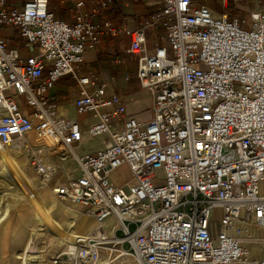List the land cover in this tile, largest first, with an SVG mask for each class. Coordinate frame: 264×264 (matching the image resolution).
I'll list each match as a JSON object with an SVG mask.
<instances>
[{"label":"built area","instance_id":"built-area-1","mask_svg":"<svg viewBox=\"0 0 264 264\" xmlns=\"http://www.w3.org/2000/svg\"><path fill=\"white\" fill-rule=\"evenodd\" d=\"M72 1L69 23L50 0H0V30L17 28L32 52L0 34V150L22 154L38 190L98 225L44 263L264 264L247 245L252 223L264 226V0L248 18L198 0H154L159 8L135 28L95 22L114 0ZM157 25L165 32L149 50ZM104 34L130 38L149 121L126 116L104 78L80 70ZM67 75L81 120L61 113L66 95L51 94ZM97 139L103 147L82 151ZM122 166L127 181L115 178Z\"/></svg>","mask_w":264,"mask_h":264},{"label":"crops","instance_id":"crops-1","mask_svg":"<svg viewBox=\"0 0 264 264\" xmlns=\"http://www.w3.org/2000/svg\"><path fill=\"white\" fill-rule=\"evenodd\" d=\"M19 2V3H18ZM25 2V0H8L11 7ZM199 4L208 6L216 15L228 13L230 17H249V13L258 10L261 3L254 0H243L235 3L233 0H198ZM91 3H86L83 7L88 11L92 8ZM159 8L154 0L125 1L114 0L113 3L101 9L95 17V22L100 23L105 19L111 20L117 27L128 25L139 27L151 19L152 14ZM50 9L55 15L65 21H74V5L72 0H50ZM165 32L162 25L148 29V47L152 50L154 43ZM0 34L12 48H19L26 57L32 52L24 46L18 29L15 27H1ZM130 38L127 36H112L104 34L99 47L91 46L85 54V60L80 66L83 73H99L107 83L106 96L114 94L120 95L126 104V116H133L140 122H147L153 117V102L151 96L140 87L137 78L138 56L130 51ZM57 93L59 96L66 95V101L60 105L63 115L81 120L83 115H78L75 110L73 99L77 96L75 81L69 76L62 77L51 94ZM98 140V139H97ZM102 143L93 147L85 146L83 152L96 151L103 147Z\"/></svg>","mask_w":264,"mask_h":264},{"label":"rangeland","instance_id":"rangeland-1","mask_svg":"<svg viewBox=\"0 0 264 264\" xmlns=\"http://www.w3.org/2000/svg\"><path fill=\"white\" fill-rule=\"evenodd\" d=\"M101 143L102 140L98 139L92 141L88 145L89 147H93ZM12 153V151H7L4 154L0 153V161L8 158ZM18 160L25 163L24 165L27 167L28 172L32 177V180L36 185L38 179H36V176L33 173L31 166L27 163L26 158L21 155ZM3 173V170H1L0 187H6L9 186V184L12 186L8 178H6ZM115 178L119 179L120 181H127L130 179V173L124 166H122L119 172L115 175ZM13 187L15 190H19L16 183H13ZM40 193L47 199L48 207L49 209H53H51L53 214L59 217L60 219H65L67 216L65 213V207H70L58 202L52 195L51 191L47 188L40 190ZM18 195L24 196L23 193H19ZM7 199L12 204L11 210L7 206L8 201H5V204L3 205V201L0 200V264H17V262L19 261L18 254L24 251V248L28 241L31 245V239L34 238L32 236V233L35 232V229H39L40 221L36 217V213L33 207L27 201L15 197H8ZM77 214L79 215L78 212ZM77 221L78 224L82 225L84 223L90 225V221L91 223L94 222L92 218L82 215H79ZM93 227L90 230L79 229L78 234L87 235L91 232ZM250 228L254 233L257 234L254 242L247 244L249 246L250 255L253 257L254 260H264V226L258 225L257 223H252ZM60 239L61 238L47 231L43 237L38 238V240L33 241V243L45 251L44 258L47 259V257L51 254L58 253L61 251H67L68 244L65 242L63 243V241H60Z\"/></svg>","mask_w":264,"mask_h":264},{"label":"bare ground","instance_id":"bare-ground-1","mask_svg":"<svg viewBox=\"0 0 264 264\" xmlns=\"http://www.w3.org/2000/svg\"><path fill=\"white\" fill-rule=\"evenodd\" d=\"M7 151H8L7 149H2L0 150V153L4 154ZM21 155L22 154L13 152L8 158L0 161V171L3 170L4 176L8 178V180L12 184V186L9 184V186L6 187L4 186L3 188L0 187V200L3 201V205L5 204V201H8L7 206L10 210L12 204L7 199L8 197L24 199L33 207L36 213V217L40 221L39 229H35V232L32 233V236L35 239L34 238L31 239L32 240L31 245L30 242L28 241V243L24 248V251L18 254L19 261L17 262V264H45L44 263L45 251L42 250L36 244H34L33 241L43 237L48 231L54 234L55 236L61 238L60 241L62 240L63 243L64 242L67 243L68 244L67 251L71 252L72 246L76 243L77 238L82 236L87 237L94 235L93 230L98 225L97 222L90 216L87 217H90L94 220V222L92 223L91 221L89 222L90 225L85 223L83 225L78 224L77 220L79 215L81 214L79 213L78 215L77 214L78 211L67 207H65L66 209L65 213L67 215L65 219H60L59 217L55 216L52 212L53 209L51 208L52 209L51 210L48 207L47 199L40 193V190L36 188L37 186L34 184L32 177L28 172L27 167L24 165L25 163L18 160ZM13 183H16L19 190L14 189ZM19 193L20 194L23 193L24 196L18 195ZM82 216H86V215H82ZM112 223H113L112 220L107 221V227L110 228ZM92 227L93 229L87 235L78 234L79 229L90 230ZM33 261H37V262L31 263Z\"/></svg>","mask_w":264,"mask_h":264}]
</instances>
